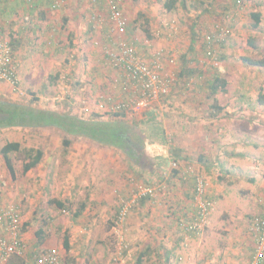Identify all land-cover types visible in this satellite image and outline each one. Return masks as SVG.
Segmentation results:
<instances>
[{"label":"rangeland","instance_id":"374dc122","mask_svg":"<svg viewBox=\"0 0 264 264\" xmlns=\"http://www.w3.org/2000/svg\"><path fill=\"white\" fill-rule=\"evenodd\" d=\"M63 1H65V6H62ZM66 1L68 0H61V5L56 8H60L63 12L71 4V7L68 8L69 16L58 13L56 16L59 17L52 19V22L56 21L57 23L61 20L59 30H54V32H59L56 33L58 37L54 43L55 45H51V49L46 51V47L39 44L37 31L33 32L31 41L24 39L23 45L17 50L20 60H18L20 83L18 87L13 88L0 81V98L12 103L41 109L49 106L52 108L58 107L59 111L57 112L77 113L85 119L100 120L98 117L107 116V114L99 111L101 110L98 109L99 103L106 96H114L116 99L121 94L120 82L117 81L121 78L120 74L110 64L106 54V48L112 46L114 38L109 31L108 15L110 14L105 0L103 6V0H70L71 3H66ZM163 1L122 0L124 13L129 19V26L121 38L125 37L126 41L135 42L140 51L143 52L151 53L154 48H162L169 52L170 56L168 55V57L174 58L175 61L173 64L166 66L167 70L174 75L177 83L180 79L178 74H180L182 68L188 66L189 72L185 74L188 81H184L183 78L181 79L183 81L179 80V87L182 89L174 94L175 97L171 95L168 101L158 103L157 106H153L139 116H125L124 118L118 117V119L120 118L127 125H134L139 131L144 129L145 132L154 130L153 132L157 131L158 133L165 124L170 125V134L167 138L169 150H173V147L182 142L181 144L187 146L188 149V155H185L191 157L192 164L196 163L198 165L196 160L201 155L198 149L202 145V135L200 132L195 136L187 134L186 129H189L193 124L191 120L186 124L187 120L184 115L178 113V117L183 116L180 117L182 119L174 118L176 98H179L180 105H178L182 106L184 112L187 110V106L191 108L188 104L190 98L196 94L195 99L202 98L201 85H204V88L207 89L208 82L222 74V64L226 68L233 67L235 69V75L233 72L228 71L230 72L228 79H230L232 85L231 92L237 91L239 81L243 80H239L241 74L250 81L249 86L246 88L247 94H255L257 99L261 96L264 98V67L246 65L242 60L243 57H249L257 61L264 60V25L262 24L258 30L253 29L254 21L250 17L251 13L261 12L262 10L264 12V5L259 4L260 0H241L238 7L235 0H228V3H226L227 0H203L211 5L209 7L212 11L209 12L205 9V5H202L201 0H188L186 5L179 6L175 13L168 14L162 10ZM91 2L95 5L89 8L88 5ZM78 3L81 5V10H79ZM75 11L79 13V16H76L72 26L76 27L77 24V27L81 29L78 30V33H80L78 35L79 42L75 36L76 31L67 34L71 27L70 17L75 14ZM225 11H228L226 13L229 15V19L224 17ZM34 12L36 16L29 22L24 21L23 25L21 22L22 26H32L30 29L37 30L44 26L49 32L56 26H53L52 23H44L45 20L43 19L41 23H38L39 10ZM140 13L144 14L149 20L148 27L151 38H148L149 36L144 31V27H147V25L144 23L143 18L139 19L138 14ZM7 19L9 20V18ZM64 20L65 24L62 26ZM194 21L197 22L196 25H193ZM169 23L178 25L177 33L174 36L171 34L173 24L169 25ZM220 24L227 29H224V34L219 36L220 41L217 39V41L209 44L214 53L212 56H208L201 39L202 34L203 36L208 33L212 34L211 32L215 27H220ZM194 27L201 34H199L200 39L192 41V28L194 29ZM0 36L9 40L12 44L9 35H4L1 32ZM250 39L254 40L253 43L257 48H253L248 44ZM146 40L151 41V47H148L145 43ZM191 48H193V52H191ZM74 51L76 52L74 53ZM223 57L227 58L223 60ZM30 66L31 69H29ZM238 67H240V70ZM31 73H34V75L31 76ZM96 86L101 88L100 92H95L94 88ZM90 90L93 91V96H90L89 100ZM225 94H220L223 95V98H220L219 103L226 100L227 95ZM204 96L206 101L208 100V104L214 102V98L210 97V91L208 94L206 90ZM204 105L207 106V104ZM197 108H194L195 112L199 117H202L204 109L201 108V104ZM243 108H245L244 104ZM258 108L264 111V102L259 104ZM152 110H157L158 113L149 118L148 114ZM190 110L194 111L193 108ZM209 112L211 113V110ZM189 116L191 117V115ZM109 118L111 119V117L107 119ZM198 120L196 123L200 124L201 119ZM145 121L147 124H144ZM256 122L262 123L260 125L264 126V117H257ZM20 128L22 127H4L0 129V150L8 142H20L23 147L45 148L41 129L35 127L36 129L30 131ZM177 128L178 130L180 128L181 131L179 130L180 133L175 136L177 133L175 134L174 129ZM260 128L255 129V131H259ZM260 137V134H256L255 140ZM61 149V157H63L67 150L62 143ZM165 156L168 157V152L165 153ZM12 159L17 169V180L11 178L0 152V205L17 204L20 206L23 223L22 237L25 244V252L22 257L27 260V264H31L34 256L46 251L48 246L58 249L66 264H97V262L98 264H137L138 253L147 249L146 246L148 245V247L152 246L155 255L151 259H145L143 264H164L165 250H170L171 255H173L171 264H203L201 252L204 253L203 247L206 251H209V247L202 245L201 248H198V251H193L190 244L189 250L182 249V244L186 242L187 237L189 239L198 238L199 235L185 233L188 235L185 236L182 230L180 234L178 230L173 229L175 219L171 211H173V208H177L176 205L181 206L175 200L176 196L173 198L174 171L172 163L175 162L174 159L177 160L176 158L173 157L168 163L165 172H160V174H163L161 178L150 176L147 179L140 173L132 175V181H128L127 194H120L119 196L116 194L112 200L104 201L99 205L102 209L111 208L112 213L105 216L92 214L95 206L89 201L90 192L84 189V186L80 187L82 179H86L85 176L83 178L80 176L79 181L72 185V179H68L66 173H69V169L58 170V167L54 165L56 164L55 160L51 167L42 165L33 170V173L23 174L22 155L14 154ZM65 160L67 159L65 158ZM252 161L253 158H250V162ZM181 164L179 162L180 167H182ZM144 166L147 169L151 168L153 166L152 161L148 160ZM48 170L51 171L50 181H45V174H48ZM205 175L210 182L212 180H210V177L215 178L218 176L213 172ZM46 176L48 177V175ZM151 177H154V182L157 181L156 184L151 186H160V188L165 186L166 189L163 190L165 192H159L158 190L152 200L146 199L144 203L137 202L127 220L120 222L116 213L118 208L121 209L123 200L128 198L138 181L139 184L148 185L147 181L152 180ZM69 185L73 188H67ZM53 199L63 201L67 207L65 209L58 208L50 203V200ZM83 202H87L88 207L90 205L92 208L88 209L87 207L82 216L75 217V213ZM136 212L138 215H135ZM232 214L233 216L228 212H223L220 215L221 218H212L208 228L206 227L201 232L205 231L206 233L210 229L216 231V234L211 237L213 238L211 241H214L211 245L215 248L219 247L222 240L226 241L229 237L241 233L238 228L244 226L243 222H248L247 217L250 216L245 214L243 218H236L233 221L234 216L240 217L241 214ZM83 216L84 219H82ZM93 219L97 220L91 223L90 220ZM40 226L45 227L47 236L43 245L39 244V239L36 237V232ZM126 229L129 231V237L134 242L132 246L129 245L126 237ZM65 233L70 235V253H67L63 247ZM205 236H207V233ZM145 237L148 238V242L146 241V245L143 246L144 243L141 238ZM201 237L202 235H200ZM199 240L198 242L202 241ZM249 242L253 243L254 246L256 244L254 243L256 241L253 242L252 238H249ZM177 244L179 246H176ZM133 246L135 249H133ZM156 246H159V248ZM96 258L101 259L98 261L99 259Z\"/></svg>","mask_w":264,"mask_h":264},{"label":"crops","instance_id":"0c3cea01","mask_svg":"<svg viewBox=\"0 0 264 264\" xmlns=\"http://www.w3.org/2000/svg\"><path fill=\"white\" fill-rule=\"evenodd\" d=\"M60 1L61 0H0V33L2 32L4 35H9L10 39L16 35L17 48L16 50L14 49V53L18 60V48L23 45L24 39H29L31 41L34 31H37V35L39 36V44L44 45L46 47V51L51 49V45H55L54 43L58 37V34L56 33L59 32H54V30H59L61 20H59L57 23L56 21L52 22V19L58 18L59 16H56L58 13H64L69 16L68 8L71 7L70 4L68 8L62 12L60 8H56L58 7L57 2ZM69 2L71 3L70 0L66 1V3ZM226 3H228V0ZM260 3L264 5L263 0H260L259 4ZM94 5L95 4L91 2L88 6L90 8ZM103 5L104 0L102 1V6ZM62 6H65V1H63ZM80 6L81 5L79 4V10H81ZM36 10H39L40 13L38 23H41L43 19L45 20L44 23H52L53 26L56 25L51 29L50 32L47 31L44 26L40 27L38 30L30 29L32 26H22L24 21L29 22V20H32V18L36 16L34 12ZM261 12L263 13L264 17L263 10ZM76 16H79L77 11H75V14H72L70 17L69 23L71 24V27L69 28L67 34L69 35L71 34L70 32L75 33L74 31H76L75 36L79 42L80 40L78 35L80 33H78V30L81 29L77 27V24L76 27L72 26ZM7 18H9L11 21H9ZM33 22H31V24H33ZM64 24L65 20L62 22V26H64ZM75 52L76 51H74V53ZM222 67V74L220 77L224 78L228 82L226 87L227 93L225 94L227 95V98H225L226 100L223 101V103H219L220 106L225 108L223 113H219L216 118L211 116L209 110H211L210 107L214 104V102L212 104L207 103L208 100L206 101L204 94L206 90L209 94L210 90L208 91L209 87L207 89L204 88V85H201L202 98H199V100L195 99L194 96L197 95L195 93L196 95H193L188 103L190 107L193 108V110L194 108L198 109L197 107L201 104V108L204 109L202 111V117H199L195 110L192 112L190 110L191 108H188V106L186 108L187 110L184 112L183 108H181L182 106H179V98H176V104L173 102L175 104L174 112L176 113L174 118L182 119L180 117H183L182 115H184L185 119L187 120L186 124L189 120H191L193 124L189 127V129H186L187 134L195 136L200 132L202 135V145L200 149H198L200 150L201 155L198 156V160H196L198 165H196V163L192 164L191 157L186 156L188 155V149L187 146L181 144L182 142L173 147V150H169V147L167 146V138L169 137L168 134H170V125L165 124L158 133L157 131L153 132L154 130H148V132H145L144 129H142V132V130L139 131L136 128L134 131L128 130V132H126L129 149L133 151L139 149V155L146 153L150 158L153 159V167L148 169L133 164L130 161L129 156L117 147L109 145L106 146L82 136L69 135L55 128H38L42 130V141L44 142L45 148H39L44 152V157L41 161V164H39L35 169L42 165H48L51 167L55 160L56 164L54 165L58 167V170L64 168L69 169V173H66L68 179H72V185L79 181L80 176L81 178L85 176L86 179H82L80 187L84 186V189L90 192L89 201H91V204L95 206V208H93L92 214L105 216L112 213L111 208L102 209L99 207V205L104 203V201L107 202V200H112L113 196L115 197L116 194H118V196L120 194H127V189L129 188L128 181L132 180V175H137L140 173V175L145 176L147 179H149L150 176H155V178L157 176V178H161L163 177V174L161 173V175L160 172H165L168 163L174 157L178 162H180V164L182 163V167H180L178 173L173 172V198L176 196L175 200L177 201L178 205H181H176L177 210L173 208V210H175V212H173V214H175V218L182 211L192 212L193 210V200L196 185V178L194 177L193 173L206 176L205 174L213 172L218 176L215 178L210 177V180L212 179L208 193V199L212 203V213L210 220L215 217L221 218V213L228 212L231 216H233L232 213L242 215V217L241 215L240 217L234 216L233 221H235L234 219L236 218H243L245 214L250 215L247 217L248 222H243L244 226L238 228L241 233L236 234V236L229 237V239L226 241L222 240L218 248H215L213 245H211V243L213 244L214 242L211 241L213 239L211 237L216 234V231L210 229L208 232H206L207 236H205L206 233L204 231L203 233L196 234L199 235L198 238L189 239L187 237L186 242L182 244V249L189 250L190 244V247L193 248V251H198V248H201L200 246L202 245L209 247V251H206L203 247L204 253L201 252L203 264H250L255 251V246L253 243L249 242V238H252L253 242L255 241V235L252 232L253 219L254 217L264 215V126L260 125L262 123L256 122L257 117H264V111L259 110L258 108V105L264 102V98L261 96V98L257 99L255 94H247L246 88L249 86L250 81H248V79L244 76H241V74L239 75V80H243H238L239 83L237 85V91L231 92L232 85L230 79H228V74L230 73L228 71L233 72L235 75V69H233V67L226 68L223 66V64ZM29 69H31V66ZM238 69L240 70V67H238ZM33 75L34 73H31V76ZM100 89L101 88L97 86L94 88L96 93L100 92ZM181 89L182 88H176L173 96L175 97L174 94H177V92ZM220 94L216 96L219 102L221 101L220 98L223 96ZM90 96H93L92 90L89 91V100ZM204 104H207V106ZM243 104L245 105V108H243ZM157 105L158 104H156V106ZM45 109L56 112L59 111L58 107L52 108L49 106ZM59 113L65 112L60 111ZM157 113V110H152L148 116L149 118L154 117V115ZM178 113L182 115L178 117ZM104 114H107V116L104 115L102 117H98L101 121H123L120 120V118L118 119V117H114V115L110 113ZM70 115H74L84 120H91L85 119L83 116H80L77 113H71ZM189 115H191V117ZM108 117H111V119H107ZM198 119H201L200 124L196 123L199 121ZM144 124H147V122L145 121ZM256 127H261L262 129L260 128L259 131H255V129L258 130ZM25 129L31 131L32 129L36 128ZM174 130L175 134L177 133L175 136H178L181 129L179 128L180 131L178 128ZM256 134H260L261 137L255 140ZM139 135H142L144 138L143 142L141 144L139 142L138 145H131L130 142L137 139H133V136L139 137ZM151 138L154 139L152 140ZM64 139L71 140L73 142V147L70 148V151L68 149V151L64 153L65 157H61V143ZM51 144H53L52 147ZM167 152L168 157L165 156V153ZM194 152H196V150H194ZM51 158L53 159L51 160ZM65 158L67 160H65ZM250 158H253L252 162H250ZM173 161H175V159ZM33 170L30 172L33 173ZM47 173L48 174H45V181H50L49 177L51 171ZM46 175H48V177ZM150 179L152 180L147 181L149 186L157 183V181L154 182V177H151ZM226 186L228 187L226 188ZM67 188L70 189L73 188V186L69 185ZM90 208L92 207L89 205L88 209ZM119 211L120 208L117 209L116 215L119 214ZM139 214L142 215L141 212H139ZM135 215H138V213L136 212ZM82 219H84V216ZM96 220L97 219H93L90 220V222L94 223ZM174 226L175 227H173V229L175 231L178 230L181 234V230L178 229L176 225ZM125 231H127L126 237L128 239L129 245L132 246L134 242L132 238L129 237V231L127 229ZM2 235H4L3 231L0 230V236ZM183 235L188 236L185 233H183ZM200 235H202L201 238ZM141 239L144 243L143 246L146 245L145 242H148V238L146 239L145 237ZM199 239L202 241L198 242ZM148 246H146V248ZM176 246L179 245L177 244ZM156 247L159 248V246ZM49 249H52V247L48 246L47 250ZM133 249H135V247ZM141 252H139L138 255ZM100 259L98 261H100ZM63 262L66 264L64 260Z\"/></svg>","mask_w":264,"mask_h":264},{"label":"built area","instance_id":"2783aa9c","mask_svg":"<svg viewBox=\"0 0 264 264\" xmlns=\"http://www.w3.org/2000/svg\"><path fill=\"white\" fill-rule=\"evenodd\" d=\"M109 11V31L114 36L111 47L106 48L107 59L120 74L121 94L106 96L99 105V111L125 116H139L146 110L156 106L162 99L168 97L176 84L173 74L167 70V65L174 63L169 58L170 53L162 48L153 49L151 53L140 51L135 42L121 38L129 26V19L124 13L122 0H105ZM58 7L61 1L57 2ZM168 24V23H167ZM173 23H169L171 25ZM168 25V26H169ZM167 26V25H166ZM173 36L177 33L172 26ZM121 38V39H120ZM211 37H207V43ZM151 41L146 40L148 47ZM211 44V43H210ZM208 55L213 51L208 43ZM216 65V64H215ZM0 81L13 88L20 83L18 59L11 47L10 41L0 36ZM173 170H179V162L172 163ZM196 178L195 195L192 212L182 211L180 229L187 234L201 233L210 224L212 203L208 199L211 183L206 176L193 173ZM165 186H146L135 184L128 198L122 202L118 214L120 222H125L133 206L141 199L152 200L159 190L165 192ZM173 214V211H171ZM22 213L17 204L0 205V264H8L14 254L24 255L25 244L22 237ZM252 232L255 235V251L250 264H264V215L254 217ZM31 264H64L60 251L56 248L40 252L34 256Z\"/></svg>","mask_w":264,"mask_h":264},{"label":"trees","instance_id":"16d2710c","mask_svg":"<svg viewBox=\"0 0 264 264\" xmlns=\"http://www.w3.org/2000/svg\"><path fill=\"white\" fill-rule=\"evenodd\" d=\"M188 0H164L162 4V10L168 14L170 13H175L178 10L179 6H185ZM237 7L239 6L241 0H235ZM202 5H205V9L209 12L211 6L210 4L204 2L201 0ZM262 5V4H261ZM218 12V11H217ZM228 11H225L224 17H229V15L226 13ZM139 19H144V23L147 25V27H144V31L147 33L148 38H151L150 36V29L148 27L149 25V20L147 17L140 13L138 14ZM223 17V19H225ZM250 17L253 19L254 24L252 25V28L255 30L260 29V27L263 24L264 17L262 12H254L251 13ZM229 19V18H228ZM226 21V20H225ZM196 25L197 22L194 21L193 25ZM173 27H175L176 30H178V25L173 23ZM224 29L226 30L227 28L224 25L220 24L219 26H216L212 34L208 33L203 36L202 34V42L205 45L206 49V54L208 55V49H207V44L212 43L217 41H220V37L224 33ZM192 41L200 39L199 34L200 31L196 30V27L194 29L192 28ZM181 33V31H180ZM1 34V33H0ZM207 37H211V41H208L207 43ZM16 35L12 37V46L13 51L14 49L16 50ZM254 40L250 39L248 40V44L251 45L253 48H257L256 45L253 43ZM191 52H193V48H191ZM209 56V55H208ZM227 57H223V60L226 59ZM242 60L246 65H254V66H261L264 67V60H254L249 57H243ZM188 65V64H186ZM189 72L188 66L185 68H182L180 71L179 77L181 80L182 78L184 81L186 80V73ZM173 86L171 94L166 97L165 99H162L161 102L168 101L170 99V96L173 95L175 92L176 88H179L180 81ZM183 81V80H181ZM228 85L227 80L220 76H216L213 80L208 82V87L210 90V97L214 98V104L210 107L211 109V116L213 118H216L219 113L223 112L225 110L224 107L219 105V101L216 99V96L219 95L220 93H227L226 92V87ZM4 102L0 101V110L8 112L10 115V118L6 121H0V129L4 127H22V128H55L57 130H60L61 132H64L69 135H75V136H82L90 140L97 141L101 144H104L106 146H114L119 148L121 151L125 152L129 158L130 161L135 164L139 165L140 167H145L144 164L148 162V160L153 162V159L148 156V154L143 153L141 155L138 154L139 149L133 151L129 149V144L127 143V137H126V132L128 130L134 131L135 126L133 125H127L125 124L126 122L124 121H113V122H105V121H99V120H84L79 117H76L74 115H70L69 113H59L53 110L49 109H41V108H36L28 105H22L18 103H5L2 105ZM155 107V106H154ZM111 114V113H110ZM148 114V113H147ZM115 117H121L124 118V114H112ZM133 129V130H132ZM136 135V134H135ZM132 137V136H131ZM135 136H133L134 138ZM138 137V136H136ZM139 138V139H138ZM137 138V140L140 142V144L143 141L142 135ZM131 143V142H130ZM63 146L65 149L70 150V148L73 147V142L68 139H64L62 141ZM1 155L4 159V162L7 166V169L11 175V178L13 180H17V169L14 165L12 155L14 154H19L22 155L23 158V174H27L33 169H35L42 161L44 157V152L40 150L39 148L35 147H23L20 142H8L4 146H2L1 150ZM177 161V160H175ZM178 162V161H177ZM153 167V166H152ZM151 167V168H152ZM147 168V167H145ZM174 172L178 173L177 170H173ZM195 177V176H194ZM132 181V180H130ZM138 183H140L138 181ZM144 184V183H142ZM146 185V184H144ZM149 186V185H146ZM146 199H141V202L144 203ZM51 204L56 205L60 209H65L66 203L63 201L59 200H50ZM87 208V202H83L79 210L75 213V217H80L83 212ZM177 210V208H176ZM175 212V210H173ZM173 217L175 219L174 223L178 229H180V219L181 215L176 216L173 214ZM181 230V229H180ZM194 235V234H193ZM36 237L39 239L38 242L39 244L43 245L46 242V234H45V227L40 226L38 231L36 232ZM63 247L67 253L71 252V247H70V235L68 233H65L64 239H63ZM166 251V258L164 260V264H171V260L173 255H171L170 250H165ZM164 251V252H165ZM157 253V252H156ZM155 255L154 250H152V246L147 247V249L143 250L137 257L136 263L137 264H143L145 259H151ZM253 259V256H252ZM251 259V261H252ZM251 263V262H250ZM8 264H27V260L23 258L22 256L18 254H14L11 259L9 260Z\"/></svg>","mask_w":264,"mask_h":264},{"label":"flooded vegetation","instance_id":"af4514ba","mask_svg":"<svg viewBox=\"0 0 264 264\" xmlns=\"http://www.w3.org/2000/svg\"><path fill=\"white\" fill-rule=\"evenodd\" d=\"M0 101L4 102L2 105H4L5 103H9V104L12 103V102L7 101V100H4V99H2V98H0ZM0 112H2V113H8V112L3 111V110H0ZM139 141H140V140H139ZM134 144L138 145V140H137V139H136L135 141H132V142H131V145H134Z\"/></svg>","mask_w":264,"mask_h":264},{"label":"water","instance_id":"95a60500","mask_svg":"<svg viewBox=\"0 0 264 264\" xmlns=\"http://www.w3.org/2000/svg\"><path fill=\"white\" fill-rule=\"evenodd\" d=\"M10 118V115L8 113H2L0 112V121H6Z\"/></svg>","mask_w":264,"mask_h":264},{"label":"clouds","instance_id":"9594fccd","mask_svg":"<svg viewBox=\"0 0 264 264\" xmlns=\"http://www.w3.org/2000/svg\"><path fill=\"white\" fill-rule=\"evenodd\" d=\"M149 150H151V149H149Z\"/></svg>","mask_w":264,"mask_h":264}]
</instances>
